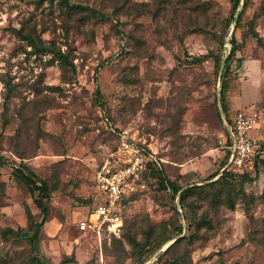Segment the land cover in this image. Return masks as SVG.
Segmentation results:
<instances>
[{
	"label": "rangeland",
	"instance_id": "1",
	"mask_svg": "<svg viewBox=\"0 0 264 264\" xmlns=\"http://www.w3.org/2000/svg\"><path fill=\"white\" fill-rule=\"evenodd\" d=\"M60 1L0 0V264H37L26 238L1 235L30 234L26 210L40 221L14 175L20 165L53 187L37 245L43 264H140L123 235L144 242L147 229L178 224L175 247L143 264H264V47L252 35L264 43V0H242L237 25L233 0ZM239 111L257 115L248 134L257 153L244 174L224 172L210 186L226 163L225 116ZM106 120L152 151L169 181L203 189L181 211L148 180L119 235L98 243L75 223L99 203L94 173L118 143Z\"/></svg>",
	"mask_w": 264,
	"mask_h": 264
},
{
	"label": "built area",
	"instance_id": "2",
	"mask_svg": "<svg viewBox=\"0 0 264 264\" xmlns=\"http://www.w3.org/2000/svg\"><path fill=\"white\" fill-rule=\"evenodd\" d=\"M107 124L118 143L94 173L99 203L86 218L75 223L79 232L94 236L98 243L103 236L119 235L127 211L126 202L145 189L150 166L160 160L145 145L136 143L128 131ZM224 127L228 156L221 172L242 175L251 167L257 153L256 142L248 137L258 127L257 115L239 111Z\"/></svg>",
	"mask_w": 264,
	"mask_h": 264
},
{
	"label": "trees",
	"instance_id": "3",
	"mask_svg": "<svg viewBox=\"0 0 264 264\" xmlns=\"http://www.w3.org/2000/svg\"><path fill=\"white\" fill-rule=\"evenodd\" d=\"M42 1V0H40ZM63 6H65L68 9H72L73 7L69 5L68 0H61L60 1ZM242 0H233L232 3V15H231V21L237 25V23L240 21V12L237 14V16L234 18V14L236 10L241 6L244 8V3L240 5ZM244 2V1H243ZM80 8V7H77ZM253 37L256 39L257 43L264 47V43L262 39L256 34L252 33ZM23 40H26L30 46L35 47V42L34 39L31 36H22ZM231 47L225 56L223 60V73L220 75V79L222 80L221 83V88L223 87V80L228 76L229 72V64L231 61L235 58V53L237 51V44L236 41L232 35L231 41H230ZM42 52L46 53H52L55 54L58 57V60L63 63L67 64V58L60 52H55L52 51V49L45 48V47H40ZM221 106H222V111L225 114V110L223 107L222 103V98H221ZM225 119L228 123H230V119L225 116ZM225 128V127H224ZM226 134V130H225ZM228 156V151L226 155V159ZM224 172L220 174L217 180L208 183L210 186H214L218 184L219 180L224 179ZM14 175L17 178L19 182H21L27 190L32 194L33 196V204L39 211L40 215V221L35 222L33 220V215L30 213L29 210H26V217L29 222L28 225V231L31 233L29 234L27 231L23 232L21 230L13 231L10 228H6L2 230L1 235L3 237L7 236H14V237H23L26 238L29 241L30 247L32 251L35 253V261L37 264H43V262L38 259L37 257V245H38V240H39V235H40V230L43 227V225L46 222L48 213H49V200L51 198V194L53 192V187L49 186V184L38 177L35 173H33L28 167L25 165H20L19 167H16L14 169ZM155 180L158 181L159 186L163 190H167L171 193L172 198H174L177 202L178 210H183L184 208L187 207L188 200L195 195L198 191H201L203 188L202 186H189V187H180L176 183L169 181L163 174L161 163L158 164H152L148 170V173L145 176V183H147L148 180ZM212 177H209L207 180L210 181ZM138 194L133 195L128 202H126L127 206L128 204L133 201ZM228 204L229 209H233V203L230 201ZM126 215V213H125ZM125 222V218H124ZM123 222V225H124ZM122 225V227H123ZM121 227V229H122ZM155 228L151 227L147 229L145 232V241L141 242L138 241L135 234L129 229V231L123 235V239L127 241V243L132 247V248H138V252L140 253L141 256H144V258H138L139 263L143 264L147 255L157 251L160 249L163 245H165L168 242L174 241L168 248L165 249L164 253H168L170 250H172L175 245L178 243V241L181 239L179 236L182 234V227L180 224H178L176 227H174L173 231L166 233L163 229V231L158 232L157 234L155 233ZM111 236V235H110ZM108 236V237H110ZM67 260V261H62V264L65 263H72L73 261Z\"/></svg>",
	"mask_w": 264,
	"mask_h": 264
},
{
	"label": "water",
	"instance_id": "4",
	"mask_svg": "<svg viewBox=\"0 0 264 264\" xmlns=\"http://www.w3.org/2000/svg\"><path fill=\"white\" fill-rule=\"evenodd\" d=\"M174 241H171L167 246H169L170 244H172Z\"/></svg>",
	"mask_w": 264,
	"mask_h": 264
},
{
	"label": "bare ground",
	"instance_id": "5",
	"mask_svg": "<svg viewBox=\"0 0 264 264\" xmlns=\"http://www.w3.org/2000/svg\"><path fill=\"white\" fill-rule=\"evenodd\" d=\"M170 242H168V244H169Z\"/></svg>",
	"mask_w": 264,
	"mask_h": 264
},
{
	"label": "crops",
	"instance_id": "6",
	"mask_svg": "<svg viewBox=\"0 0 264 264\" xmlns=\"http://www.w3.org/2000/svg\"><path fill=\"white\" fill-rule=\"evenodd\" d=\"M96 190V189H95Z\"/></svg>",
	"mask_w": 264,
	"mask_h": 264
}]
</instances>
